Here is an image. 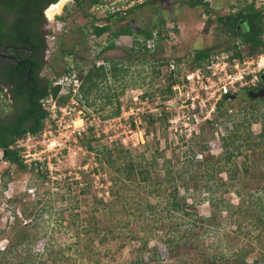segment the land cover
<instances>
[{
  "label": "rangeland",
  "instance_id": "obj_1",
  "mask_svg": "<svg viewBox=\"0 0 264 264\" xmlns=\"http://www.w3.org/2000/svg\"><path fill=\"white\" fill-rule=\"evenodd\" d=\"M186 1L102 0L99 7L97 4L87 7L86 0L81 12L74 0H65L52 19L43 10L39 23L45 43L44 63L39 73L43 80L62 76L71 63L77 72L93 64L109 68L111 62H116L123 71L100 83L89 97V105L82 100L80 92L75 96H58L56 116H48L42 130L31 139L17 142L27 163L41 162L42 170L47 171L44 178L0 157V249L12 240V227L16 223L35 219L36 236L29 246L39 252L50 246V255L43 258L46 264H134L140 256V264H181L178 258L169 257L162 243L169 234H181L182 224L187 221L163 209L172 187L162 186L161 194L154 195L133 183L114 182L118 175L106 163L97 161L96 153L82 144V140L90 139L98 149L123 146L138 159H149L155 151L162 153L153 166L151 183L162 180L164 159L171 160L182 171L178 179L179 194L195 202L199 214L211 216L208 225L193 230L198 242L209 252L229 256L245 253L248 264L264 257V226L253 218L259 211L257 205L264 206V139L254 137L255 145L249 149L241 147L234 163L223 169L217 164L206 169L201 162H215L222 150L220 137L232 128L231 120L222 116L217 125H201L189 141L180 142L170 134L165 121L149 118V113L156 117L166 95L161 90L168 83L167 63L174 60L181 67L190 65L196 50L205 47L217 50L232 44L233 37L217 17L238 10L245 2L209 0L208 7H191ZM247 1H254L264 9V0ZM113 12L121 13L124 19L110 21V31L94 35L90 21L103 24V18ZM5 16L8 21L13 19V14ZM155 22L158 27L154 31L158 29L163 38L148 52L131 50L140 46L138 39L143 37L137 34L120 35L112 40V48L102 50L111 40L109 33L120 26L127 24L136 32L150 28ZM62 48L72 49L71 56ZM0 86L3 87L0 115L12 114L9 88L1 82ZM64 96L69 98L62 101ZM108 97L111 103H107ZM117 102L121 111L132 108L133 117L125 122L117 118L120 114L112 115ZM253 105L257 113L264 112V101H254ZM248 107L249 103L237 96L232 105L233 120H241ZM135 108L143 113L136 115ZM74 126L80 127L79 132L72 131ZM261 127L260 119L251 122L252 135H258ZM205 143L207 151L201 150ZM195 152L198 155L190 159ZM244 161L248 163L247 173L241 171ZM235 166L236 178L230 179L228 174ZM208 171H211L209 175ZM238 186L244 188V203L252 202L257 209L248 213L235 209L239 196L234 190ZM211 195L216 197L213 204L208 201ZM99 200L108 206L103 208ZM145 203L152 204L153 211L145 209ZM227 204L232 205L231 209L225 207ZM23 208L26 215L21 212ZM94 221L101 226V234L106 233L107 240L103 243H99V237L84 235L83 225ZM108 228H112L114 237H110ZM143 240L146 247H141ZM85 245H89L88 249ZM228 264L239 263L230 258Z\"/></svg>",
  "mask_w": 264,
  "mask_h": 264
},
{
  "label": "trees",
  "instance_id": "obj_2",
  "mask_svg": "<svg viewBox=\"0 0 264 264\" xmlns=\"http://www.w3.org/2000/svg\"><path fill=\"white\" fill-rule=\"evenodd\" d=\"M59 0H0V47L11 45L13 51L17 55V60H5L0 57V82L8 86L12 103L9 105L12 109V114L0 115V149L3 151V158L10 164L16 165L20 169L28 168L31 172L36 173L40 178H44L47 175V171L42 170L41 162L33 160L30 164H27L22 155V148L18 147L17 142L25 138L26 134L31 135L38 134L44 125V120L48 117V111L41 106L40 100L47 97L49 91L52 92L54 97H57L59 86L52 87L49 80H43L40 76V70L44 63L43 51L45 43L43 36L39 30L40 19L43 17V9L49 7V5L58 2ZM81 12H83L82 4L86 0H74ZM87 7L100 4L102 0H87ZM155 1V0H151ZM243 6L238 10L230 12L227 15L217 17L228 33L233 37L232 40L238 38L245 46V50L251 53L264 52V9L257 7L254 1L244 0ZM187 4L191 7L204 6L208 7V3L203 0H187ZM85 13V12H84ZM83 13V14H84ZM5 14H13V19L8 21ZM105 22L103 24H96L94 20L90 21L89 27L91 32L100 36L111 29L110 21L116 23L124 19V16L119 12H113L106 15L103 18ZM158 27V22L152 23L150 28H141L134 32L127 24L120 26L118 29L111 31V40L103 46L102 50H108L114 46L113 39L120 35L137 34L141 35L144 40L151 39L153 37L154 29ZM157 37L155 40V46L162 40L160 31L156 29ZM233 44V43H232ZM232 44L227 45L225 48H230ZM16 47V48H14ZM25 49H29L25 52ZM66 55L72 54V49H61ZM132 51L148 52L146 46H139L137 50L131 48ZM10 51V50H9ZM213 51L211 47H205L198 49L194 52L190 68H194L200 65ZM161 61V60H160ZM116 62H111V66L106 68L103 64L96 66L91 65L85 70L78 71V76L81 80L79 92L82 100L89 105V97L94 90H97L99 84L106 82L108 78L116 77L118 72L123 71L121 67L117 66ZM58 74V72H56ZM168 83L164 89L161 90L162 94H166L170 91V85L173 82L172 74H169ZM263 86L262 82L259 84V88ZM3 87L0 86V92ZM69 96V95H68ZM68 96L62 97V101L67 99ZM237 96H242L250 105L241 117V120L234 121L232 111L228 110L232 108L233 102ZM228 96H224L217 102L216 112L211 120L206 121L203 125H215L218 120L224 116L227 120H231L232 128L227 130L225 134L220 137L221 153L216 157L215 162L205 163L206 169H213L217 164L219 169H223L228 163H234V158L241 153V147L249 149L255 145L256 137L258 140L264 139V112L259 114L256 112V107L253 105L254 101H264V98H257L255 100L246 98L243 93L230 96L231 99L227 100ZM69 98V97H68ZM107 103H111L109 97ZM2 112V111H1ZM121 112V105L116 103L115 110L112 115H119ZM149 118L165 121V117H154L149 113ZM260 119L262 123L261 131L258 135L253 136L250 131L251 122ZM92 128H89L91 131ZM84 138V135H83ZM85 143V144H84ZM82 144L86 149L94 151L96 153L97 161L106 163L112 170L118 175L114 179V182L121 181L123 185L125 183H133L137 187H144L148 193L154 195L161 194V188L171 186V190L168 192L165 206L163 209L168 210L172 214H178V217H185L187 221L184 222V229L181 234L167 235V238L163 240L165 248L168 250L169 257L178 258L181 264H228L230 258H234L239 264H248L245 259V253H235L232 255H224L216 252H209L206 246L201 245L197 236L193 235V230L200 228L203 224L207 223L211 216H203L199 214L195 207V202H189L188 198L184 194H179L180 181L179 175L181 170L171 164V160L164 159L163 176L159 182L151 183L153 180L152 172L153 166L156 165L158 157L162 156V153L155 151L149 159L144 160L143 157L136 158L132 152L123 146H117L108 148L104 146L102 149H98L92 146L91 140H82ZM116 149V153L113 151ZM208 145L203 144L201 150L207 151ZM198 154L192 153L190 159H193ZM199 155H201L199 153ZM202 156V155H201ZM190 161V160H189ZM200 162V161H197ZM201 163H198L199 165ZM248 163L243 162L242 172H248ZM46 169V168H45ZM84 176V171H80ZM229 172V170H227ZM238 172L237 167L231 170L228 174L230 179L236 178ZM207 175L211 171L206 172ZM182 187H184L182 185ZM207 190L210 186H206ZM243 186L235 187V193L239 196V202L235 209L242 213H248L256 206L251 203H244L245 197L242 195ZM84 191V190H82ZM216 197L212 195L208 198V201L213 204V200ZM121 202V201H120ZM249 202V201H247ZM100 204H103V208L108 204L99 200ZM145 209L153 211L154 206L150 203H145ZM253 206V207H252ZM226 208L231 209L232 205H225ZM259 211L255 213L253 217L256 223L264 226V206L262 204L257 205ZM25 209L21 210L23 215H26ZM257 211V210H256ZM254 214L251 213L250 215ZM95 219V217L93 216ZM19 220V219H18ZM197 223H200L199 225ZM88 224V225H87ZM83 225L84 235L91 237H99V243H103L107 240L106 233L101 234V226L96 221ZM37 227V222L34 219L24 222L16 223L12 227L13 238L8 241V244L0 249V264H46L43 260L44 256H49L51 248L49 245L43 247L41 252L35 250L29 246V243L36 236L34 229ZM110 237H114L112 228H108ZM132 232V230L130 231ZM142 246L146 247V240L141 241ZM89 245H85L88 249ZM56 256L58 251H56ZM156 257L158 253L155 250ZM142 260L141 256L134 264H140ZM251 264H264V257L255 258Z\"/></svg>",
  "mask_w": 264,
  "mask_h": 264
},
{
  "label": "built area",
  "instance_id": "obj_3",
  "mask_svg": "<svg viewBox=\"0 0 264 264\" xmlns=\"http://www.w3.org/2000/svg\"><path fill=\"white\" fill-rule=\"evenodd\" d=\"M207 1L209 0H204ZM99 6L101 4H97V7ZM156 37L155 30L151 39L139 38V45L152 49L155 47ZM135 48L137 49L138 46ZM178 65L180 64H176L174 60L167 63L168 73L172 74L173 82L156 117L164 116L170 134L177 141L187 142L197 133L199 126L213 118L217 102L224 96H228L227 100H229L230 96L259 88L262 82L261 75L264 72V52L249 54L244 44L235 38L230 48L211 51L207 58L194 68H190L188 64L182 67ZM80 84L81 80L74 63L70 64L67 72L62 76L50 78L52 87L59 86L57 97L64 94L72 96L79 94ZM57 97L49 91L47 97L40 100L41 106L48 111L50 117L56 116ZM135 109L136 115L143 113L138 108ZM228 111L231 112L232 108ZM132 113V108H122L117 118H122L126 122L133 117ZM79 128L74 126L72 131L79 132ZM32 137L33 135L28 133L23 139L29 140ZM0 157H3L1 149Z\"/></svg>",
  "mask_w": 264,
  "mask_h": 264
},
{
  "label": "flooded vegetation",
  "instance_id": "obj_4",
  "mask_svg": "<svg viewBox=\"0 0 264 264\" xmlns=\"http://www.w3.org/2000/svg\"><path fill=\"white\" fill-rule=\"evenodd\" d=\"M144 1H151V0H144ZM160 1H162V0H160ZM143 3V2H142ZM52 5V4H51ZM50 6V5H49ZM48 8V7H47ZM47 8H45V9H43L44 10V13H45V10L47 9ZM118 10H119V8H118ZM45 15H46V13H45ZM47 17V16H46ZM8 48H12V46L11 45H6V46H3V47H0V57L3 59V61H5V60H17V55H16V53L13 51V49H11L8 53L7 52H4L6 49H8ZM14 48H16V47H14ZM27 50H29V49H27ZM262 84H263V86H264V81H262ZM262 87V86H261Z\"/></svg>",
  "mask_w": 264,
  "mask_h": 264
},
{
  "label": "water",
  "instance_id": "obj_5",
  "mask_svg": "<svg viewBox=\"0 0 264 264\" xmlns=\"http://www.w3.org/2000/svg\"><path fill=\"white\" fill-rule=\"evenodd\" d=\"M261 80L264 81V72L261 75ZM246 98L255 100L257 98H264V86L258 88L257 90H247L244 92Z\"/></svg>",
  "mask_w": 264,
  "mask_h": 264
},
{
  "label": "bare ground",
  "instance_id": "obj_6",
  "mask_svg": "<svg viewBox=\"0 0 264 264\" xmlns=\"http://www.w3.org/2000/svg\"><path fill=\"white\" fill-rule=\"evenodd\" d=\"M64 1L65 0H59L58 2L50 5L46 10H45V13H46V16L49 18V19H52L53 15L58 13L62 7V5L64 4Z\"/></svg>",
  "mask_w": 264,
  "mask_h": 264
}]
</instances>
